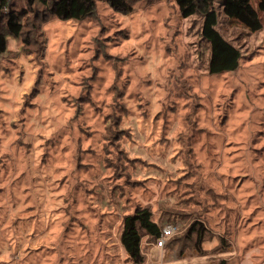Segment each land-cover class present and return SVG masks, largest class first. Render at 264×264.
<instances>
[{"label":"rangeland","instance_id":"rangeland-1","mask_svg":"<svg viewBox=\"0 0 264 264\" xmlns=\"http://www.w3.org/2000/svg\"><path fill=\"white\" fill-rule=\"evenodd\" d=\"M132 1L34 31L9 0L29 40L6 34L0 56V264H133L119 235L136 205L176 227L142 233L139 264H264V11L251 31L217 8L241 58L209 73L201 16Z\"/></svg>","mask_w":264,"mask_h":264},{"label":"trees","instance_id":"trees-1","mask_svg":"<svg viewBox=\"0 0 264 264\" xmlns=\"http://www.w3.org/2000/svg\"><path fill=\"white\" fill-rule=\"evenodd\" d=\"M113 9L129 13L133 11L132 0H104ZM182 17H188L193 14L201 16L202 23L200 34L209 42V59L207 69L209 73H218L234 71L239 66L241 51L238 46L226 39L217 29L218 11L220 6L232 4L236 7L235 17L239 23L251 31L261 29L262 23L257 10L264 11V0H257L255 8L251 0H174ZM9 0H0V56L6 55L7 48L6 34H11L15 38L23 37L25 34V23L20 17L23 15L20 11L8 9L6 7ZM29 11L33 13V30H40V25L51 17L59 19L81 20L93 15L96 6V0H26ZM36 18L39 22L36 23ZM29 38L23 37L24 44H28ZM40 48V47H39ZM106 118L109 126L117 125L120 122V114L109 113ZM118 128V125H117ZM120 128L117 129L119 131ZM161 226L153 220L152 212L147 205H136L133 212L127 214L122 219L121 232L119 235L120 243L133 264H139L144 256L141 251L142 233L153 237L156 241L160 235ZM205 226L199 220L193 221L190 226V232H195L196 247L203 238ZM217 264H226L225 259H221Z\"/></svg>","mask_w":264,"mask_h":264},{"label":"built area","instance_id":"built-area-1","mask_svg":"<svg viewBox=\"0 0 264 264\" xmlns=\"http://www.w3.org/2000/svg\"><path fill=\"white\" fill-rule=\"evenodd\" d=\"M176 230V227L172 223H167L164 226H162L160 235L157 238V245H162L165 240L170 237Z\"/></svg>","mask_w":264,"mask_h":264}]
</instances>
